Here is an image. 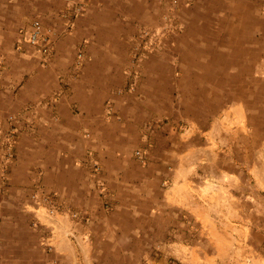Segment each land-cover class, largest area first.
<instances>
[{
    "label": "rangeland",
    "instance_id": "rangeland-1",
    "mask_svg": "<svg viewBox=\"0 0 264 264\" xmlns=\"http://www.w3.org/2000/svg\"><path fill=\"white\" fill-rule=\"evenodd\" d=\"M0 264H264V0H0Z\"/></svg>",
    "mask_w": 264,
    "mask_h": 264
},
{
    "label": "built area",
    "instance_id": "built-area-1",
    "mask_svg": "<svg viewBox=\"0 0 264 264\" xmlns=\"http://www.w3.org/2000/svg\"><path fill=\"white\" fill-rule=\"evenodd\" d=\"M20 41L35 46L42 57L47 58L49 56V45L41 42V31L37 22H34L29 29L20 35Z\"/></svg>",
    "mask_w": 264,
    "mask_h": 264
}]
</instances>
